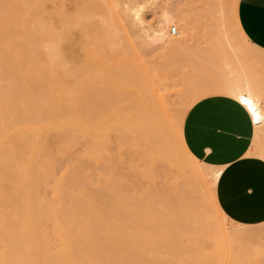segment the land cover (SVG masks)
<instances>
[{
  "label": "bare ground",
  "instance_id": "6f19581e",
  "mask_svg": "<svg viewBox=\"0 0 264 264\" xmlns=\"http://www.w3.org/2000/svg\"><path fill=\"white\" fill-rule=\"evenodd\" d=\"M52 1L55 0H0V264H218L221 259L216 252L220 251L216 249L222 245L229 248V234L226 230L216 231L215 224L209 225L212 220L203 223L198 205L190 206L192 212L180 216L172 205V195L165 194L156 181L162 176L157 159L169 162L176 181L194 177V172L185 167V159L216 172L190 154L182 134L189 107L202 95L205 97L206 92L199 95L197 87L189 85L182 97H177L178 84L171 86L168 82L173 72L158 68V75L155 74L159 79H153L137 72L129 58H120L125 65L128 63L127 68L119 60L112 66L103 64L110 78L100 72L98 79L90 78L92 69L86 66V70L79 72L89 70L87 74L78 77L77 72V81H66L60 67V72L53 68L55 65L52 67L66 51L61 44L66 33L56 32L50 22L41 18L45 2ZM94 9L103 11L104 6L96 0H83L75 18L63 12L55 17L63 31L69 30L81 18L90 20L96 13ZM139 17L140 11H135L134 18ZM176 18L174 14H164L155 32L157 40L171 36L167 29L172 23L180 24ZM105 23L94 24L92 29L98 34L97 48L104 49L106 54V47L114 44L117 37L112 33V25ZM180 27L181 31L177 33L176 29L173 34L177 37L168 40L170 50H183L189 42L190 22L185 21ZM42 30L50 36L51 51L41 52L43 46L39 43L43 38L38 35V40L36 32L43 33ZM240 34L244 38L241 30ZM97 48L102 61L100 57L104 55ZM116 54L117 57H111H121L119 52ZM44 57L51 65L43 62ZM110 58L104 57L107 61H103L110 62ZM112 81L118 86L110 88ZM220 92L226 90L216 89L209 94ZM136 94L145 105L143 141L158 151L157 155L150 154L153 161L148 156L149 164L143 169L132 156L137 137L133 119ZM177 104L178 130L171 134L168 122ZM50 134L61 143L59 156L64 151L68 156L66 150L89 135L90 146L86 143L87 147H81L79 156L81 161L90 158L99 166L94 167L95 175L94 170L91 175L87 173L90 170L84 171L78 160L59 167L57 156L54 158L47 151ZM108 163L119 166L124 174L128 171L124 177L129 175L130 180L116 177L118 173L107 169ZM126 185H130L128 192L132 195L122 192L125 190L121 186ZM175 187L176 195L181 196L177 183ZM228 222L231 223L229 219Z\"/></svg>",
  "mask_w": 264,
  "mask_h": 264
},
{
  "label": "rangeland",
  "instance_id": "374dc122",
  "mask_svg": "<svg viewBox=\"0 0 264 264\" xmlns=\"http://www.w3.org/2000/svg\"><path fill=\"white\" fill-rule=\"evenodd\" d=\"M82 1L83 0H65L62 3H60L59 0H55L52 1V3L45 2V8H44L45 12L41 14L42 16L41 18H43L44 22H48V23L50 22L52 24V27L56 30V32L59 30L63 34L66 33V35H63L65 38L61 40V44L62 42L64 44L63 49L66 50L64 51L63 54L66 60L62 55L60 56L61 58L58 59L60 61H56L57 63L54 62L55 60L52 61L55 63L52 64V67L53 65H55L53 67L54 69H57L58 72H60L59 70L61 69V72L63 71V73H65L66 77L64 79L66 81L68 80L72 82L77 81L76 79L80 77V74L84 73V72L80 73L79 70L83 71L82 70L83 68L86 70L87 69L85 68L86 66L89 69H92L91 71L93 73L91 71L89 72L88 70L85 71L84 74H87L89 72L90 74L94 75L96 71L95 73L96 76L100 75L98 74V72H100L102 76L105 75L106 73V76L110 78L109 77L110 72L108 73V70L106 71L105 69H103L104 67L103 64L105 63V65L109 64L108 66L110 65L112 66L116 60H119L121 63L123 58L125 59L129 58L131 59L130 61H133L134 68L136 69L137 72L140 71V73L141 74L143 73V75L145 76L149 74L153 77V79L155 78H157V80L159 79L155 74L158 68L159 69L162 68L161 71L163 72L164 68L166 67L165 72L166 70L173 72L168 82L171 86L178 84L177 85L178 87L175 88V90L178 91L179 93L177 97L178 96L182 97L185 87L189 85H194L195 87H197L198 92H200L199 95L204 94L206 92L205 93L206 94L205 97H206L210 95L209 93L212 90L214 91L216 89H220L225 86H228L225 83V81L219 83V81L217 80L221 78L219 74L220 66H222L221 67L222 74L223 76H225L227 71H229L230 73L232 72L231 70L232 60L233 59L239 60L238 54L242 53L241 55L243 56L246 53L247 42L240 34V30H239L240 27L237 18L238 0H232V2L230 0H229L230 2L228 0H96L104 6L103 11H97L96 9H94L96 10V13L92 14L90 20L89 18H86V20L88 19L86 21L85 18H81L79 19L81 20V23L78 20L77 21L78 25L73 23L71 25L72 27L71 26L69 27L70 28L69 30L64 29L63 31V29H61L60 27L59 21L55 17L56 13L63 12L65 16H69V18L71 17V19L75 18V15L77 14L78 8L81 6ZM135 11H140V17L138 19L134 18ZM165 13L174 14L177 17L176 20L180 21V24H183L185 21L190 22L191 31H190L189 42L187 43L186 47L183 50L180 51L172 50V49L170 50L169 42H168V40L170 41L171 39L177 37V34L176 35L172 34L171 28L175 27L177 29V33H179L181 31L180 24L172 23L169 25L167 32L171 36L168 39L162 41V40H157L155 37V32L158 31V27L160 25L159 22L161 21ZM105 22H107L110 26L112 25L113 28L112 33L113 31L115 32L113 34L115 35V38L117 37L118 40V41L116 40L114 44L113 43L109 44V47L108 46L106 47V49L108 50L106 54L107 56L108 54L110 55L109 58L111 56L117 57L116 56L117 52H119L120 53L119 55H121V57L118 56V59L111 57L110 58L111 61L107 63L104 62L103 60L107 61V59L109 60V58L105 56L106 54L104 52L105 51L104 49L101 50L99 47L97 48V46H99L98 34L95 30L92 29L94 24L105 25L106 24ZM44 31L42 30L43 33H40V31L39 32L37 31L38 33L36 32L37 39L39 38L38 35L40 36V38H43V40L41 39V42L43 41L42 44L44 45H42L41 42L39 41L40 46H43L41 47L43 50L40 48L42 50L41 52H46L47 50H50L49 47L52 46L50 45V43L52 42H49L50 41L49 34H46ZM40 38L38 40H40ZM111 45L114 46L112 47ZM96 48L99 50V52L101 51L100 53L103 54L105 58H107V59H103L104 58L103 56L100 57L103 63L99 59L100 54L97 53ZM93 51L94 54L92 53ZM66 52L68 53L67 57H66L67 55ZM113 52L116 53L113 54ZM120 58L122 60H120ZM15 59L18 60V57H16ZM41 59L43 60V58ZM44 59H45V61L43 60L44 63L51 62L48 61L47 58L45 57ZM61 60H63L62 63L64 62V65L61 63ZM130 61L129 63H132ZM122 63H124V61ZM123 65L126 67L125 63ZM76 74L77 76L79 75L78 77L76 76L77 78L75 77ZM92 75H90L91 76L90 78L98 79V77H101V75L97 77L95 75L94 76ZM71 77L74 78V80ZM0 84H2V81H0ZM117 86H118L117 82L112 81V86L110 88H115ZM177 97H173V98L175 101H177L176 103H179L178 100H176ZM202 98H204L203 95L202 97L198 98V100ZM134 100H135V110H134L135 114L133 115V119L135 118L134 137H136V135L137 137L135 139V144L132 145V147H134L132 151L135 150L136 153L132 151L131 152H132V156L133 157L135 156L136 164L143 169L149 164L148 156L151 157L153 153L154 155H157L158 151H153L150 147L147 146L146 142L143 141L144 139H143L142 127H143V113H144L145 105L143 104L144 101L139 94H136ZM196 102H192V103H196ZM192 105L193 104H191V106ZM176 108L172 113V116H170L171 122L170 121L168 122V125L171 123L169 127L170 128L169 131L171 134L172 133L175 134V132L178 130V125L176 126L177 124L176 122H177L180 106L177 104ZM51 134L54 136L53 133ZM51 134L49 135V137L51 138L50 141L48 137L47 144L48 145L50 144L49 145L50 147L47 146L48 147L47 151L48 154H51V156L52 154H54L52 157L57 156L59 161L57 160V158L55 157L54 158L55 161L59 164V167L60 164H63L64 162L69 161V163H71L72 160L75 161L78 160L77 163L79 164L82 163L81 167L83 165V170L84 171L87 169L90 170V171L87 170L88 171L87 173H90L91 175L92 171L94 170V167H96L95 165L96 163L93 160L92 162L94 163H92L90 161V158H87V161L86 158L83 159L84 161L83 162L81 161L82 158H80L79 156V153L81 155L80 151H82L84 146L85 147L90 146L89 143L91 142V140L89 139L90 138L89 135H87V137L84 138L85 140H83L86 141V139H89L87 140V142H85L82 145L83 141L79 139L81 140V142L79 143L77 142L79 145L77 143H74L75 145L77 144V146L72 144L70 146L71 149L66 150L68 151L67 154L68 156L65 155L67 152L64 151L63 153L64 155H62L63 156L62 157L57 155L60 147L59 144L61 143H59V141L56 138L55 140ZM72 146L73 148L75 146L74 151L76 152L78 151L77 153L74 151L70 153L71 150H73ZM76 147H79L80 149L79 148L76 149ZM81 147L83 148L81 149ZM170 153L171 155H174L172 154V152ZM64 156H66L65 157L66 159L64 158ZM70 157L71 159H69ZM150 160H152V157L150 158ZM75 161H73V163L76 164ZM167 162H168L167 160L166 162H162L161 159H157L158 165L160 166V168L162 167L161 169L162 176L159 178L157 177L156 181L160 186L163 187L165 194L170 195V197L172 195L173 201L170 200L169 196H168L169 198L166 196L165 197L172 202V205L175 204L174 207L179 211L180 216L186 215L188 212H192L191 207L194 206L197 207L198 205L200 206L199 208H201V209L198 208V211L199 214L201 212V220L203 223L205 221L206 224V222L209 223L212 220L211 222L213 223L210 222L211 224L209 223V225L213 226V224H215L213 228H215L216 231L219 232L220 230L221 232V230H226L225 232L229 234V240H230L229 248L226 250L224 248V245H222L219 250L216 249V251H220V252H216V254L217 257H219V260L221 259L218 264H230L231 249L232 246L235 244V238L240 233L239 231H241V228L234 225V223L232 222L229 223L227 217H226L227 219H224L225 218L224 214H223L224 216L219 214L220 207L218 206L215 196V185L218 178V175L215 176V174L216 173L219 174V172H217L219 170L214 169L216 170V172L210 171L209 169L208 170L204 169L203 166L200 167L201 165L199 164L197 165V163H195L194 161L185 159L184 165L188 169V171L192 170L194 172V174L190 173L193 174L194 177H190V176L188 178L182 177L178 179V181H176L174 172L171 170L170 164H168L169 162L168 163ZM92 164H94L93 169L91 167ZM108 165L109 167L106 165L107 169L111 170V173H115V174L118 173L116 177L119 175L118 176L119 179L124 180V178H127L129 176L126 175V177H124L125 174L128 173V171L125 170L126 172L124 171L125 172L124 174L123 169L120 170L119 166H115L112 163L110 164L108 163ZM97 167L99 166L97 165ZM58 169L59 168L57 167V170ZM94 171L93 173L95 175L97 169L95 172ZM195 173H197L198 175L195 176ZM176 183L178 184L181 190L180 193H182L181 194L182 197L176 195L175 193L176 189H178V187L177 188L175 187ZM189 188H191V191L194 192L189 193L188 192L190 190ZM121 189L125 190L122 191L123 193H125L126 195L128 194L130 195L131 192H128V190L131 191L130 185L128 187L121 186ZM216 211H218V214H216L217 213ZM221 211L220 213L222 214ZM221 216L223 217L222 219ZM185 217H180V218H185ZM182 222L185 223L186 220L183 219ZM245 245L246 246L244 249H246L245 252L246 264H254L255 261L264 259V237L262 238V240L258 242L257 241L251 242L250 244L246 243ZM236 246H238L237 252L238 254H240L241 246L239 245Z\"/></svg>",
  "mask_w": 264,
  "mask_h": 264
},
{
  "label": "crops",
  "instance_id": "0c3cea01",
  "mask_svg": "<svg viewBox=\"0 0 264 264\" xmlns=\"http://www.w3.org/2000/svg\"><path fill=\"white\" fill-rule=\"evenodd\" d=\"M237 18L246 53L232 60L231 73L223 76L220 66L217 80L228 86L219 91L226 92L194 103L182 134L198 162L219 170L218 206L241 228L230 264H246L245 244L264 237V0H238ZM254 264H264V259Z\"/></svg>",
  "mask_w": 264,
  "mask_h": 264
},
{
  "label": "built area",
  "instance_id": "2783aa9c",
  "mask_svg": "<svg viewBox=\"0 0 264 264\" xmlns=\"http://www.w3.org/2000/svg\"><path fill=\"white\" fill-rule=\"evenodd\" d=\"M175 31H176V28H175V27H172V28H171V32H172V34H174Z\"/></svg>",
  "mask_w": 264,
  "mask_h": 264
}]
</instances>
